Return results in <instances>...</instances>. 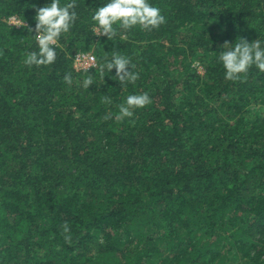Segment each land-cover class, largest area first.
Here are the masks:
<instances>
[{
    "label": "trees",
    "instance_id": "1",
    "mask_svg": "<svg viewBox=\"0 0 264 264\" xmlns=\"http://www.w3.org/2000/svg\"><path fill=\"white\" fill-rule=\"evenodd\" d=\"M104 2L77 0L56 62L28 67L51 0H0V264H264V73L229 81L218 62L264 40V0H149L166 22L113 41L91 28ZM113 51L135 84L101 75ZM79 52L96 66L76 71Z\"/></svg>",
    "mask_w": 264,
    "mask_h": 264
},
{
    "label": "clouds",
    "instance_id": "2",
    "mask_svg": "<svg viewBox=\"0 0 264 264\" xmlns=\"http://www.w3.org/2000/svg\"><path fill=\"white\" fill-rule=\"evenodd\" d=\"M77 0L61 4L60 0H51V3L40 7L36 11L35 29L28 28L29 32L37 34L36 50L25 53L24 64L31 66H50L56 62L57 47L61 37L67 34L78 19ZM165 16L159 7L154 6L149 0H105L103 6L92 10L91 28L94 36L107 37L109 41L121 40L133 29L152 31L165 23ZM25 24L24 20L22 26ZM106 54V53H105ZM95 60V57H93ZM218 62L224 70V78L229 81H239L246 76L249 70L255 67L264 73V40L256 39L249 43L238 39L235 43H225L218 52ZM103 76L105 71L109 74L115 69L114 79L120 84H135L139 73L135 71L132 58L112 52L110 58L99 65ZM67 84L72 83L71 73L63 77ZM93 85L91 74L83 81V86L88 89ZM105 102L110 100L104 97ZM152 103L148 93L127 95L124 102L118 105V113L114 119L123 122L134 117L135 111L144 109ZM66 240L71 239V229L64 226Z\"/></svg>",
    "mask_w": 264,
    "mask_h": 264
},
{
    "label": "built area",
    "instance_id": "3",
    "mask_svg": "<svg viewBox=\"0 0 264 264\" xmlns=\"http://www.w3.org/2000/svg\"><path fill=\"white\" fill-rule=\"evenodd\" d=\"M10 24L20 26V22L15 18L9 19ZM89 52H79L73 56V67L76 71H88L96 66V59Z\"/></svg>",
    "mask_w": 264,
    "mask_h": 264
},
{
    "label": "rangeland",
    "instance_id": "4",
    "mask_svg": "<svg viewBox=\"0 0 264 264\" xmlns=\"http://www.w3.org/2000/svg\"><path fill=\"white\" fill-rule=\"evenodd\" d=\"M192 66L195 67L200 74L202 73V70H201L200 66H198L197 63H194Z\"/></svg>",
    "mask_w": 264,
    "mask_h": 264
}]
</instances>
